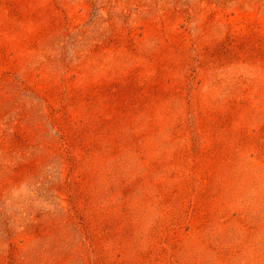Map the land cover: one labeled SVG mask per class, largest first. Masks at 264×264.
I'll list each match as a JSON object with an SVG mask.
<instances>
[{"label": "rangeland", "instance_id": "obj_1", "mask_svg": "<svg viewBox=\"0 0 264 264\" xmlns=\"http://www.w3.org/2000/svg\"><path fill=\"white\" fill-rule=\"evenodd\" d=\"M0 264H264V0H0Z\"/></svg>", "mask_w": 264, "mask_h": 264}]
</instances>
